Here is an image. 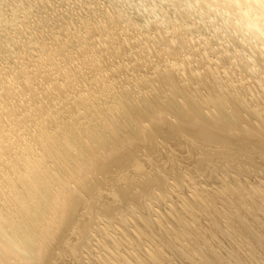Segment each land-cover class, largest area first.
Returning a JSON list of instances; mask_svg holds the SVG:
<instances>
[{
    "label": "bare ground",
    "instance_id": "1",
    "mask_svg": "<svg viewBox=\"0 0 264 264\" xmlns=\"http://www.w3.org/2000/svg\"><path fill=\"white\" fill-rule=\"evenodd\" d=\"M11 2L33 3L0 0L13 16L0 8V25L17 27L21 18L25 25ZM194 2V15L216 12L203 27L177 28L149 11L138 30L130 24L138 13H115L121 0H113L109 10L96 9L101 22L77 30L65 23L62 37L51 30L49 41L32 33L30 50L23 41L10 54L16 67L0 69V264H254L246 243L264 259V191L243 179L264 178V0ZM214 24L233 41L244 37L245 59L232 56L221 31L189 37ZM148 45L161 46L157 60ZM231 173L235 189L221 183ZM192 182L221 191L190 186L187 195ZM174 190L191 205H177ZM152 232L163 236L160 246ZM97 237L98 252L108 255L94 260L87 251ZM226 240L223 257L214 246Z\"/></svg>",
    "mask_w": 264,
    "mask_h": 264
},
{
    "label": "rangeland",
    "instance_id": "2",
    "mask_svg": "<svg viewBox=\"0 0 264 264\" xmlns=\"http://www.w3.org/2000/svg\"><path fill=\"white\" fill-rule=\"evenodd\" d=\"M31 2H33L30 6L27 4L25 7H19V6H17L14 2H11V4H12V7L13 8H15L16 9V11L19 13V15H17V16H20V17H25V16H27V23L24 25L23 23H21L23 20H22V18L20 19V17H18V19H20V20H18V21H20V22H17L18 23V26L16 27L15 25H13V26H4V24H1L0 25V69H5V67H8V68H10V66L12 65V66H14V67H16L15 65H16V63H17V60L16 59H14L13 57H12V55H10V54H14L15 53V51L18 49L17 48V46H21L20 44L23 42V44H22V46L26 43V41H27V43H28V41H30L31 39L33 40L34 39V35L35 34H32V33H36V35L37 34H39V35H41V33L43 34L44 33V37H45V35H46V41H49L48 40V35H50L49 34V32L51 31V30H54V32L56 31V33H54V32H50V33H53V35L55 34V36H58L59 35V37H60V35L63 33L62 32V30H63V27L65 26V27H67V25L66 24H70V22H71V28L72 29H78L79 28V26H80V24L79 23H81V22H84V23H86V24H91V23H93V22H95L97 19H98V22H101L103 19H102V16H100V15H102V12H99L98 10H100V9H102V10H109L110 8V5L112 4V1L113 0H30ZM87 6H91L92 7V9L91 10H89L88 11V13H86L87 12V10L85 9V8H89V7H87ZM93 6H95L94 7V9H95V11L93 10ZM97 6V7H96ZM194 6H196V3L194 2V0H121V3L119 4V6H116V7H114L113 8V10L112 11H114L115 13H117V14H129V15H131L132 17L134 16L133 14L134 13H138V16H136V17H133L132 18V20L130 21V24L131 25H134V26H136V28L138 27V30L140 29H142V27H144V25H145V23L147 22V19H146V14H147V12H149V11H154V18H155V20L156 21H158V22H161L162 20H163V18L165 17L166 18V20L169 22V23H171V24H173L175 27H180L181 25H191V24H194V23H199L200 24V26L201 27H203L204 26V24H205V22L207 21L208 22V17L211 19V18H214L215 16H216V12H214V13H211L210 15H207V16H200V15H194V13L191 11V9L193 10V7ZM2 7H3V10L5 11V12H3L2 13ZM99 7H100V9H99ZM0 8H1V13H2V15L4 16L3 18H5V19H9L8 21H10V20H12V19H10L11 17L13 18V16H12V14H10L11 12L10 11H8V12H6V10H7V4H3V6L0 4ZM98 8V10H96ZM108 8V9H107ZM26 9H29V10H26ZM93 10V11H92ZM179 10H185L186 12H187V16L183 19V20H179L176 16H175V14H177V12L179 11ZM92 11V12H91ZM92 14H91V13ZM94 12V13H93ZM97 12L99 13L98 15H97ZM61 13H62V15H61ZM9 14V15H8ZM17 14V13H16ZM66 14V15H65ZM71 14H72V17H71ZM10 15H11V17H10ZM63 15H65V16H63ZM69 15V16H68ZM95 15H97V16H95ZM9 16V17H8ZM44 16V17H43ZM61 16H63L64 17V19L61 17ZM51 17V18H50ZM70 17V18H69ZM225 17H227V15L225 14ZM45 18V20H48L49 18V20L46 22L45 20H43L42 21V19H44ZM56 18V19H55ZM57 18H59L60 20H59V22H58V19ZM65 18H69V19H67V20H65ZM39 19H40V21L42 22H40L39 21ZM63 19V20H62ZM100 19V20H99ZM233 19H235V17H233ZM22 20V21H21ZM61 20H62V22H61ZM69 20V21H68ZM45 21V23H49L48 25L47 24H44L43 22ZM52 21V23L53 24H51L50 22ZM68 21V22H67ZM245 21V20H244ZM29 22H31V25H30V23ZM39 22L41 23V24H44V26L42 27V26H38L37 24H39ZM75 22V23H74ZM97 22V21H96ZM25 23V22H24ZM60 23V24H59ZM64 24L63 26H62V24ZM66 23V24H65ZM20 24H22L23 25V27L24 26H26V27H24V29H23V27H22V25H20ZM29 24V25H28ZM50 24H51V26H53L54 27V29H53V27H51L50 26ZM57 24V25H56ZM58 24H59V26H58ZM20 25V26H19ZM47 25V26H46ZM61 25V26H60ZM74 25V26H73ZM28 27V28H27ZM29 27L31 28V29H38V32H37V30H35V31H33V30H30L29 29ZM36 27H38V28H36ZM59 27H60V29H62V30H60L59 29ZM64 27V28H65ZM19 28H21V29H19ZM25 28H26V30H25ZM56 28V29H55ZM27 31L26 33H28L29 31L31 32V34H26L27 36H26V38H23V36H19L18 35V30L19 31ZM28 29V30H27ZM43 29V30H42ZM49 29V30H48ZM60 30V31H58V30ZM76 29V30H77ZM213 29H215V30H218V31H221V32H223V33H225L224 32V30H222V29H219V24H214L212 27H210V29L209 30H207V31H205V30H199V31H197V33H195L194 35H192V36H189V37H194V38H204L205 36L206 37H211V33L214 31ZM245 30V29H244ZM120 31L121 30H119V34H120ZM124 33H125V30H122ZM128 31V30H127ZM126 31V33H128ZM246 32V31H245ZM47 33H48V35H47ZM57 33H59L58 35H57ZM122 33V32H121ZM124 33H122L121 34V38L123 37V39H124V37L127 35V34H124ZM129 33H132V31L131 32H129ZM25 34H24V37H25ZM227 36H228V39L226 38V37H222L221 39V41L223 42L224 41V43H226L225 45H227L228 44V46H229V48H230V51H231V54H232V56H234V55H237L239 52H240V54H241V56L245 59V52H244V50H243V48L241 47V45H240V42H242L243 41V38L244 37H242V36H240V35H238L237 37H236V40H234L233 41V39L231 38V36L230 35H228V33H225ZM30 35H32L31 37H33V38H31L30 37ZM124 35V36H123ZM61 37H62V35H61ZM44 38V39H45ZM223 38H224V40H223ZM25 39V40H24ZM30 39V40H29ZM225 39H227V40H225ZM245 39H251L250 38V36H249V34L246 32V37H245ZM252 40V39H251ZM27 43L24 45L25 47L26 46H28V48H30L29 47V44L27 45ZM152 45H148V46H146V47H150L149 48V56H150V58L151 59H153V58H156V59H153L154 61L155 60H157L158 58H157V56H155V54L157 53V51H155V50H158L159 48H161V46H159V48H158V46H157V48H156V46H154L153 45V47H151ZM212 46L213 47H216V44H212ZM16 47V48H15ZM27 48V47H26ZM26 49V50H30V49ZM15 50V51H14ZM155 52V53H154ZM152 53L154 54L153 56H152ZM9 55V56H8ZM8 57V58H7ZM9 60L8 62L6 61L7 59ZM193 58V57H192ZM12 59V60H11ZM16 60V61H15ZM112 60V58L109 60V61H107V62H110ZM115 60V61H114ZM14 62V64H13V62ZM118 61V58L117 59H113L112 60V64L113 63H116ZM192 61H193V59H192ZM10 62H12V64H10ZM10 65H9V64ZM12 66H11V68H12ZM248 66H253V63H251V64H249ZM259 66V65H258ZM258 68V67H257ZM238 71H240V70H238ZM261 71V70H260ZM264 70H262V72H263ZM241 72V71H240ZM238 73V72H236V74H238L237 76H238V79H239V77H241V75H243V73ZM240 75V76H239ZM244 76V75H243ZM242 76V77H243ZM10 77V74H8V76H6L5 78L6 79H8ZM254 80L256 79V75H253V77H252ZM252 78H250V77H246V79L247 80H249V79H251V80H253ZM234 79H237L236 78V75L234 76L233 75V80ZM245 79V80H246ZM250 80V81H251ZM250 84V83H249ZM253 88H254V86H255V83H253L252 81H251V84H250ZM252 88V89H253ZM257 90V89H256ZM232 177H234L230 182H228L227 183V181H225V180H222V182L221 183H223V185L225 184H227L226 186L228 187V188H233V189H235V186H234V183L236 184H240V182L237 180V177H235V175L234 174H230ZM255 176H252V177H243V179L244 180H246V181H249V182H251V183H249V187L250 188H252L253 189V187L255 186V188L254 189H256V185L255 184H259V187H257L258 188V190L259 191H261L262 189V191H264V184L262 183V181H264V178L262 179V178H260L259 176H257L256 175V177L254 178ZM259 178V179H258ZM224 179V178H223ZM242 179V178H241ZM240 180V179H239ZM252 180H254V183L252 184ZM255 180H257L258 181V183H257V181H255ZM203 181H201V183H202ZM226 182V183H225ZM193 183V182H192ZM192 183H190L189 185H188V187H199V186H202V187H206L207 189H209L210 191H211V193L212 192H214V194H218L216 191L217 190H219V191H221V189L219 188V186L216 188V184L215 183H209V185H208V183H205V184H201L200 183V185L197 183V185L196 184H194V186H193V184ZM263 185V187L262 186H260L261 184ZM215 184V185H214ZM196 185V186H195ZM208 185V186H207ZM252 186V187H251ZM191 187L188 189V190H186L185 192H187V195H191L188 191L189 190H192V191H194V189L192 188L191 189ZM215 188V189H214ZM221 188H223V186L221 185ZM262 188V189H261ZM200 189V188H199ZM217 189V190H216ZM180 192H182L181 190H177V192H175V190H174V194H176V196H181L182 197V199H184L185 197V193L184 192H182V194L180 193ZM213 194V193H212ZM173 196H175V195H173ZM247 196V195H246ZM181 197H180V201H178L179 200V198H178V200H176V203H177V205H179L182 209H185V208H187V206H190L191 205V200H187L186 198L182 201L181 200ZM184 197V198H183ZM154 200V199H153ZM222 200V199H221ZM187 201V202H186ZM218 202H220L219 204L218 203H216V205H217V208L219 207V208H222V209H218V210H221L222 212H224L225 210H226V208H224L223 209V205H222V203H221V201L219 200ZM168 204L169 205H172V204H170V201L168 202ZM155 205H157V204H155ZM160 206V205H159ZM161 207V206H160ZM160 207H158L157 208V206H155L154 207V209L156 210V211H158L159 212V208ZM161 209H162V212H163V210H164V207H161ZM156 211H154V212H156ZM177 211V210H176ZM158 212H157V214H158ZM160 212H161V210H160ZM165 215H171L172 217H174V216H176V215H182V210L181 209H179V211H177V213H174L173 211H168V210H165V213H164ZM153 216V219H156L157 218V215H156V213L155 214H153L152 215ZM156 216V217H155ZM203 222L204 223H206L205 225L203 224ZM192 223V222H191ZM119 224V222H117V224L116 223H114V227H118V229H121V226H120V224ZM202 224L205 226L204 228L205 229H207L206 230V232L208 233L209 232V227L207 228V222L206 221H202L201 220V226H202ZM224 226V230L225 231H229V227H227V225H223ZM135 229H137V227L134 225V224H131L130 226H129V230H131V231H135ZM155 229V228H154ZM110 230H112L113 232H115V233H112V231H110ZM109 234L111 235H114V237L115 236H117V237H121V234L120 233H116V230L114 231V229H113V227L112 228H110L109 229ZM116 234H118V235H116ZM150 236H151V238H152V240H153V242L157 245V246H160L161 245V243L163 242V236L161 235V234H159V233H157V232H152L151 234H150ZM238 237V236H237ZM98 239H97V241H94L93 242V244H92V250H91V252H89V251H87L88 252V254H89V256H91V257H93L94 258V260L95 259H98V257L100 256L101 257V255L102 256H107L108 255V252L106 251V250H99V252H98V249H99V246H97V244H99V242L98 241H101L102 240V237H97ZM242 238H238V240L239 241H243V240H241ZM227 241V242H226ZM225 242L226 243H221V245L220 244H216L215 246H214V248H215V250L219 253L220 252V254H221V256H223V257H226V256H229V254H228V252L226 253V246H227V243H228V241L229 240H226ZM230 242V241H229ZM95 244V245H94ZM145 244L146 245H148V246H150V244H149V242H145ZM144 244V248L145 249H148L147 247H145L146 245ZM248 245V247L247 248H249L248 250H247V257L248 258H250V256L252 257V259H250L253 263H254V261H255V259H256V261H255V263L254 264H256V263H260V264H264V259H263V256H262V254L260 253V252H258V250H256L257 248H255L253 245V247H251V245H249V244H247L246 243V246ZM96 246V247H95ZM163 247V246H162ZM217 247V248H216ZM110 248H112V246L110 245L109 247H105V249H110ZM161 248V247H160ZM251 248V249H250ZM222 249V250H221ZM114 250H116V247H115V249ZM222 252H221V251ZM226 250V251H225ZM256 250V251H255ZM96 251V252H95ZM117 251V250H116ZM127 250L126 249H123V250H121L120 251V254L122 255H124V256H126L125 254H127V256H128V254H129V252L127 251V253H125ZM251 253H250V252ZM252 251H253V253L254 254H252ZM106 252H107V254H106ZM123 252V253H122ZM150 252H151V249H150ZM102 253V254H101ZM105 253V255H103ZM224 253H226L225 255H224ZM258 253V254H257ZM99 254H101V255H99ZM96 255H97V257H96ZM248 255H250V256H248ZM254 255H257V256H255L254 257ZM260 255V256H259ZM259 257V258H258ZM262 258V259H261ZM254 259V260H253ZM258 260V261H257ZM260 260V261H259Z\"/></svg>",
    "mask_w": 264,
    "mask_h": 264
}]
</instances>
